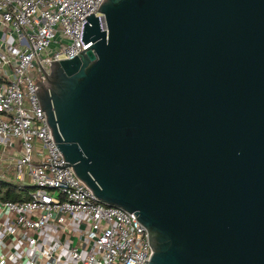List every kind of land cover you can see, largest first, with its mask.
<instances>
[{
    "label": "water",
    "instance_id": "95a60500",
    "mask_svg": "<svg viewBox=\"0 0 264 264\" xmlns=\"http://www.w3.org/2000/svg\"><path fill=\"white\" fill-rule=\"evenodd\" d=\"M98 10L37 82L67 165L137 215L148 264H264V0Z\"/></svg>",
    "mask_w": 264,
    "mask_h": 264
},
{
    "label": "built area",
    "instance_id": "2783aa9c",
    "mask_svg": "<svg viewBox=\"0 0 264 264\" xmlns=\"http://www.w3.org/2000/svg\"><path fill=\"white\" fill-rule=\"evenodd\" d=\"M103 0H0V180L13 169L31 198L0 201L14 248L0 264H148L149 232L133 214L96 197L67 165L41 110L37 82L71 59L87 14ZM49 226L51 227L49 229ZM19 244V246H18ZM145 259L148 262L144 261Z\"/></svg>",
    "mask_w": 264,
    "mask_h": 264
},
{
    "label": "trees",
    "instance_id": "16d2710c",
    "mask_svg": "<svg viewBox=\"0 0 264 264\" xmlns=\"http://www.w3.org/2000/svg\"><path fill=\"white\" fill-rule=\"evenodd\" d=\"M34 190L31 186H25L20 189L18 183L6 182L0 180V201H24L31 198L30 193Z\"/></svg>",
    "mask_w": 264,
    "mask_h": 264
},
{
    "label": "crops",
    "instance_id": "0c3cea01",
    "mask_svg": "<svg viewBox=\"0 0 264 264\" xmlns=\"http://www.w3.org/2000/svg\"><path fill=\"white\" fill-rule=\"evenodd\" d=\"M1 34V32H0ZM13 221V217L11 215H0V237L3 239L2 241V250L5 254L9 253L10 250H12L14 248L13 243H11V241H9V235L7 233L8 228L10 227L11 223ZM51 227L49 226V229ZM19 246V244H18ZM9 264H19L18 261H14V262H9Z\"/></svg>",
    "mask_w": 264,
    "mask_h": 264
},
{
    "label": "rangeland",
    "instance_id": "374dc122",
    "mask_svg": "<svg viewBox=\"0 0 264 264\" xmlns=\"http://www.w3.org/2000/svg\"><path fill=\"white\" fill-rule=\"evenodd\" d=\"M8 177L11 179L10 182L18 183L20 185L21 182L18 181V179L16 178V174H15V171H13V169H10L8 173Z\"/></svg>",
    "mask_w": 264,
    "mask_h": 264
}]
</instances>
